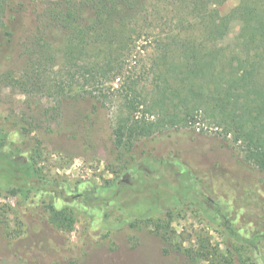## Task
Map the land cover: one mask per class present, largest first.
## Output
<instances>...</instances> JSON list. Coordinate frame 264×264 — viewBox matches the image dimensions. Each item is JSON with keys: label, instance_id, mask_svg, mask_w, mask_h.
I'll use <instances>...</instances> for the list:
<instances>
[{"label": "rangeland", "instance_id": "1", "mask_svg": "<svg viewBox=\"0 0 264 264\" xmlns=\"http://www.w3.org/2000/svg\"><path fill=\"white\" fill-rule=\"evenodd\" d=\"M239 2L227 1L214 18ZM22 25L11 51L0 56V264H264V240L253 251L229 238L216 215L218 205L242 237L264 232V170L247 160L220 116L200 107L187 126L167 125L133 140L132 149H117L118 119L129 113L125 79L100 90L83 80L61 99L54 87L58 60V67L46 66L51 84L38 88L30 80L21 87L18 80L35 75L24 70L18 44L32 18ZM152 41L138 42L146 50L128 56L124 74L137 83L149 121L180 113L157 105ZM90 114V135L82 122L77 133L60 131ZM28 163L62 186L13 194L2 176L22 184ZM64 189L68 201L55 196ZM51 206L67 209L69 222L59 224Z\"/></svg>", "mask_w": 264, "mask_h": 264}, {"label": "trees", "instance_id": "2", "mask_svg": "<svg viewBox=\"0 0 264 264\" xmlns=\"http://www.w3.org/2000/svg\"><path fill=\"white\" fill-rule=\"evenodd\" d=\"M227 1L0 0V56L11 51L17 31L31 17L33 25L18 44L21 57H26L24 70L29 73L33 69L35 75L18 80L21 87L30 80L38 88L51 84L44 79L46 66L58 67V60L61 66L54 87L61 99L70 96L83 80L100 90L105 83L124 78L123 87L129 90L124 104L129 113L118 119L117 149H132L133 140L150 137L167 125L185 127L193 111L203 107L221 117L227 132H233L234 140L244 144L247 160L264 170V0H240L229 13L214 18ZM234 27L238 32L232 36ZM150 40L157 51L153 67L157 105L166 112L172 105L180 111L170 119L164 115L161 120H147L140 110L145 102L137 83L124 75L128 56L146 50L138 42ZM80 122L90 135L96 123L92 114L79 117L72 127L62 126L60 131L77 133ZM21 130L27 131L24 126ZM33 165H26L22 184L11 175L2 176L14 188L13 194L26 188L29 196L36 186L47 191L57 183L39 177ZM64 191L55 196L68 201ZM214 207L227 236L256 252L264 232L250 239L242 237L222 207ZM66 210L51 206L59 224L69 222Z\"/></svg>", "mask_w": 264, "mask_h": 264}, {"label": "built area", "instance_id": "3", "mask_svg": "<svg viewBox=\"0 0 264 264\" xmlns=\"http://www.w3.org/2000/svg\"><path fill=\"white\" fill-rule=\"evenodd\" d=\"M197 131H201V128L200 127H198L197 128ZM76 167V166H75ZM72 168V167H71ZM78 167H76L75 169H77Z\"/></svg>", "mask_w": 264, "mask_h": 264}, {"label": "flooded vegetation", "instance_id": "4", "mask_svg": "<svg viewBox=\"0 0 264 264\" xmlns=\"http://www.w3.org/2000/svg\"><path fill=\"white\" fill-rule=\"evenodd\" d=\"M39 189H41V188H39L38 186H36V190H39ZM27 190V189H26ZM28 191V190H27ZM44 191V190H43ZM48 193V192H47Z\"/></svg>", "mask_w": 264, "mask_h": 264}]
</instances>
